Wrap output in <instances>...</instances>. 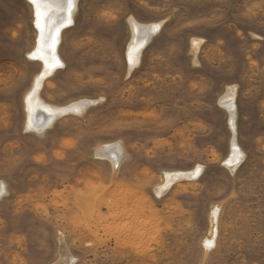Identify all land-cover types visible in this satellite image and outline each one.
Returning <instances> with one entry per match:
<instances>
[{
  "label": "rangeland",
  "instance_id": "rangeland-1",
  "mask_svg": "<svg viewBox=\"0 0 264 264\" xmlns=\"http://www.w3.org/2000/svg\"><path fill=\"white\" fill-rule=\"evenodd\" d=\"M35 17L0 0V264H264V0H77L38 96L91 103L42 130Z\"/></svg>",
  "mask_w": 264,
  "mask_h": 264
},
{
  "label": "bare ground",
  "instance_id": "bare-ground-1",
  "mask_svg": "<svg viewBox=\"0 0 264 264\" xmlns=\"http://www.w3.org/2000/svg\"><path fill=\"white\" fill-rule=\"evenodd\" d=\"M33 3L35 10V24L39 30L37 45L33 49L30 56L38 58L43 64L42 72L37 75L33 81L31 89L26 96V106L28 111L27 125L37 130H42L45 126L50 125L59 115L69 112H81L87 104V101H79L70 104L66 107H53L42 102L38 96V90L43 78L49 74L55 67L63 63L56 55V46L58 43L59 32L62 28L71 24L72 15L75 9L77 0H30ZM129 25L132 30V38L127 47L126 57L128 58L129 69L138 63L139 53L150 39L152 33L158 30L160 23L141 24L136 22L133 18L129 19ZM199 42V41H198ZM198 43H194L196 50ZM222 103L230 112V126L234 132V113H233V88H228L227 93L222 97ZM91 102V101H89ZM88 102V103H89ZM37 114L39 117L38 124L34 123V118ZM114 149H110L109 154L115 155ZM231 150H238L234 135L231 141ZM239 156L237 160L242 158V154L238 151ZM237 164V162L235 163ZM235 166V165H234ZM196 172L185 173L183 177L195 175ZM1 192V189H0ZM119 203V202H118ZM120 204V203H119ZM116 207V205H115ZM124 207V205H123ZM88 208V207H86ZM112 209V207H111ZM115 209V208H114ZM126 211V210H125ZM128 211V210H127ZM88 213V212H87ZM113 218L121 222L124 214V209L120 205L112 212ZM124 219V218H123ZM122 229V228H121ZM125 231V230H123ZM124 233V232H123Z\"/></svg>",
  "mask_w": 264,
  "mask_h": 264
},
{
  "label": "water",
  "instance_id": "water-1",
  "mask_svg": "<svg viewBox=\"0 0 264 264\" xmlns=\"http://www.w3.org/2000/svg\"><path fill=\"white\" fill-rule=\"evenodd\" d=\"M91 102L87 103L86 106H88ZM195 175H191V177H194Z\"/></svg>",
  "mask_w": 264,
  "mask_h": 264
}]
</instances>
